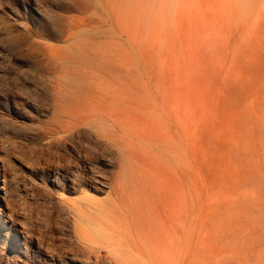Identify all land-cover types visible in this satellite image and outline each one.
<instances>
[{
  "label": "rangeland",
  "instance_id": "1",
  "mask_svg": "<svg viewBox=\"0 0 264 264\" xmlns=\"http://www.w3.org/2000/svg\"><path fill=\"white\" fill-rule=\"evenodd\" d=\"M57 101L74 122L79 104L116 113L122 165L117 149L86 161L58 142ZM1 163L13 221L0 264H90L85 247L131 264H264V0H0ZM90 165L103 178L121 166L128 202L74 184ZM161 220L181 224L166 260L123 227Z\"/></svg>",
  "mask_w": 264,
  "mask_h": 264
},
{
  "label": "bare ground",
  "instance_id": "2",
  "mask_svg": "<svg viewBox=\"0 0 264 264\" xmlns=\"http://www.w3.org/2000/svg\"><path fill=\"white\" fill-rule=\"evenodd\" d=\"M55 85V84H53ZM96 90V87H93L91 83H84L80 85V89L78 91H82V93L90 92L93 93ZM99 92V89H97ZM94 95V94H93ZM75 105L68 103L67 101H57L55 105V113L54 118L52 120V128H50L51 134L54 136L59 133L60 136H57L56 139L58 142H61L66 139H73L77 140L78 144L76 145L77 153L80 157L88 160H94L100 154H103L102 151L106 149H117L116 154L119 162L122 165V154L120 151L121 143L119 140L113 138V130H120V121L117 118L116 113H110L108 111L100 110L98 106H85L79 104L76 107V111L82 114V116L76 122L72 119V114L70 113L71 109ZM117 108V107H115ZM82 120V121H81ZM105 122H109V126L111 128H104L100 126ZM86 128L80 126V124ZM125 128V127H124ZM89 131L90 135L93 136L95 139L92 140H80V137L83 132ZM122 131V130H121ZM89 136V134H88ZM69 161V160H68ZM2 164V163H1ZM0 164V173L2 170V166ZM67 164V163H66ZM69 164V163H68ZM93 166L90 165V169L92 170V175L84 174L82 172L77 171L74 175L73 182L74 184H82L84 179L91 178L94 179L95 182L101 184L102 186L109 187L110 192L109 194L112 195V199L115 203H126L128 202V197L126 196L127 193V183L122 178L123 170L122 167L119 166V169L115 171L113 175H108L103 178V175L100 171L94 172L95 169L92 168ZM4 169V168H3ZM87 175V176H86ZM102 177V178H100ZM5 186V185H4ZM3 185L0 186V190L2 189ZM75 188V186H73ZM96 191H101L98 187L92 186ZM4 188V187H3ZM5 195V194H4ZM3 198V197H2ZM5 198V196H4ZM178 199V197H177ZM182 199L179 200L178 206L181 208L182 203L180 202ZM11 202V201H10ZM163 202V201H162ZM9 203V202H8ZM2 204V202H1ZM1 206V205H0ZM115 206V205H114ZM10 207V206H6ZM78 208V207H77ZM75 208L73 212H76L73 216L74 220V231L78 237H82L83 235V225L79 222L83 219H87L78 209ZM114 208V207H113ZM81 210V209H80ZM175 211V210H173ZM170 212V211H169ZM168 214H171L169 213ZM178 212V211H177ZM175 212V213H177ZM8 214V213H7ZM3 208H0V234L3 230L11 229V225H9L11 218V214L7 216ZM157 216V215H156ZM162 216V215H161ZM171 216V215H169ZM175 218V217H174ZM177 218V217H176ZM138 221V220H137ZM166 221V220H165ZM160 222V221H159ZM15 223V222H14ZM13 223V224H14ZM162 231L159 232L155 230V226L151 222H147L145 224H136L133 221H128L125 223L124 229L127 234L130 235H138L140 237H144L146 244L150 246L153 250L156 251L155 256H157L161 260H166L171 255V247L174 244L181 245L182 241V232H181V224L176 223L175 228L173 226H167V224L161 220ZM12 224V223H11ZM95 224V223H94ZM17 229V227L15 228ZM22 232V231H21ZM171 242V245L169 244ZM124 247H130L131 249H136L138 254L145 252L143 245L129 243L128 245L123 244ZM182 247V246H180ZM84 249V248H83ZM75 250V249H74ZM151 250V249H150ZM84 256L86 257L87 262L90 264H131V259L128 258L124 251H119V254H115L114 256L107 255V259L103 255L101 251H95L91 247H85L84 249ZM76 252V251H75ZM50 254V253H49ZM60 254V253H59ZM54 255V254H53ZM63 255V254H62ZM51 258V257H50ZM53 260H55L52 257ZM59 259V258H58ZM150 259V258H149ZM171 259V258H170ZM57 260V259H56ZM153 260V259H152ZM58 261V260H57ZM159 263V262H157ZM161 264V263H160Z\"/></svg>",
  "mask_w": 264,
  "mask_h": 264
}]
</instances>
